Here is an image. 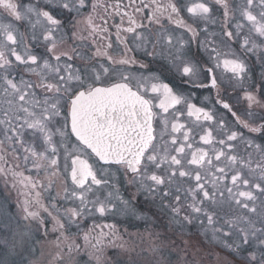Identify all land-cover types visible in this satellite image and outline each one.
<instances>
[{
    "label": "flooded vegetation",
    "instance_id": "flooded-vegetation-1",
    "mask_svg": "<svg viewBox=\"0 0 264 264\" xmlns=\"http://www.w3.org/2000/svg\"><path fill=\"white\" fill-rule=\"evenodd\" d=\"M4 94L9 191L41 239L263 247L264 0H0Z\"/></svg>",
    "mask_w": 264,
    "mask_h": 264
},
{
    "label": "rangeland",
    "instance_id": "rangeland-1",
    "mask_svg": "<svg viewBox=\"0 0 264 264\" xmlns=\"http://www.w3.org/2000/svg\"><path fill=\"white\" fill-rule=\"evenodd\" d=\"M8 98L9 94L0 95V102L5 101L6 108L10 105ZM5 126L6 120L0 119V134ZM41 150V148L35 149V151ZM6 153L8 154V150L0 144V264H264V245L263 247L259 245L260 241L253 242L252 254L239 252L237 255L227 256L222 253L205 252L192 233L185 236V248L182 247L181 238L178 241L174 238V243L171 238L172 247H170L169 239L158 236L155 250L148 247L138 249L135 247L137 240H133L130 241L131 244L129 243L130 247L133 246L132 250L129 249L123 254L104 253V255H88L84 251L78 253L73 247L68 249L66 242L61 241V232L57 224H50L51 226L46 229L47 234L41 239L39 237L42 231L41 224H35L26 218L25 203L21 199L11 198L12 192L9 191L11 178L5 167ZM8 155L10 158V154ZM59 160L60 170L64 174L67 167L66 158ZM54 196H56L55 192ZM27 201H35V199L31 196ZM132 237L137 239L135 236ZM75 243L74 241L66 244ZM65 251L66 255L63 254Z\"/></svg>",
    "mask_w": 264,
    "mask_h": 264
},
{
    "label": "water",
    "instance_id": "water-1",
    "mask_svg": "<svg viewBox=\"0 0 264 264\" xmlns=\"http://www.w3.org/2000/svg\"><path fill=\"white\" fill-rule=\"evenodd\" d=\"M142 126H143V128H144V125H142ZM144 144H145L144 141H142L141 143L138 142V143H137V146H138V147L141 146L140 148L143 149V147L145 146Z\"/></svg>",
    "mask_w": 264,
    "mask_h": 264
}]
</instances>
